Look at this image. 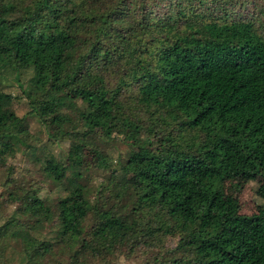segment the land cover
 <instances>
[{
    "label": "trees",
    "instance_id": "16d2710c",
    "mask_svg": "<svg viewBox=\"0 0 264 264\" xmlns=\"http://www.w3.org/2000/svg\"><path fill=\"white\" fill-rule=\"evenodd\" d=\"M0 67L32 70L29 112L47 126L60 121L65 86L81 99L79 126L50 134L69 143V166L50 158L44 167L69 190L58 204L57 233L69 244L60 239L62 251L74 238V257H97L112 239L105 249L116 240L158 249L145 264H264V202L241 214L215 180L228 168L259 176L264 190V0H0ZM132 88L147 120L120 98ZM6 98L0 94V159L23 130ZM148 123L165 129L164 138L153 150H129L117 179L126 184L120 198L131 195L130 214L104 210L78 183L85 137L100 126L106 137L119 129L137 138ZM88 147L96 168L107 169L109 158ZM25 196L32 229L44 228L51 209L36 192ZM19 229L26 264L55 259L57 240ZM169 237L175 248H164Z\"/></svg>",
    "mask_w": 264,
    "mask_h": 264
},
{
    "label": "rangeland",
    "instance_id": "374dc122",
    "mask_svg": "<svg viewBox=\"0 0 264 264\" xmlns=\"http://www.w3.org/2000/svg\"><path fill=\"white\" fill-rule=\"evenodd\" d=\"M246 10L255 11L250 4L247 5ZM32 75L33 72L29 68L0 67V94L7 96L2 105L13 120H21L23 128L17 138L12 141L11 154L4 155L0 159V264L4 262L26 264V256L21 247L22 233L19 227L23 230L27 229L30 236L36 239L57 240L53 242L50 252L55 259L51 260L49 258L51 256H47L48 260H51L47 264H70L71 260L75 261L74 264H145L146 261H152L158 249H150L146 253V247L141 243H136L134 250H131L127 243L118 240L113 241L115 242L114 248L105 249L112 239L103 242L106 246L103 249V255L97 257L92 256L86 250H78L77 256L74 257V238L71 241L73 242L71 247L61 250L65 246L60 245V239L61 243L64 242L66 246L69 244L68 240L60 238L57 233L59 229L58 204L69 190L49 178L44 167L50 158L63 162L66 167L69 166L70 161L66 156L69 143L63 139L52 138L50 134L60 129L70 133L79 126L78 112L81 110V99L70 87L65 86V90L60 93L61 98L63 97L62 105L57 111L60 114V121L50 120L47 126L35 113L29 112L31 105L24 91L30 87ZM134 95L135 90L132 88L121 92L120 98L125 103H129L130 108H133L131 112L139 110V117L147 120L148 112L135 103ZM118 130L106 137L103 135V129L96 126L95 131L88 137L86 136L87 138L85 137L83 148L85 158L82 166L85 169H81L83 174L78 179V183L91 201L104 210L113 206L119 213L130 214L131 195L123 193V197L120 198L121 190L125 188L123 185L126 186L123 181L117 180L122 173L120 168L125 163L129 150H138L142 147L153 150L164 138L166 130L157 124L148 123L140 130L137 138L130 136L124 130ZM90 143L109 158L107 169L96 168V155L92 147H88ZM215 180L228 195L237 198L241 214L251 215L263 207L264 190L260 188L263 181L259 176H236L228 168H221ZM101 184L106 185L107 190H100ZM26 192H36L43 203L51 209L53 217L44 228L40 226L38 229H32L33 218L24 208L28 202ZM93 219L92 214L86 217V226L83 227L84 232L82 231L83 238H87V225ZM8 222L12 223L8 224ZM174 246L175 239L169 237L165 241L164 248L169 249Z\"/></svg>",
    "mask_w": 264,
    "mask_h": 264
}]
</instances>
